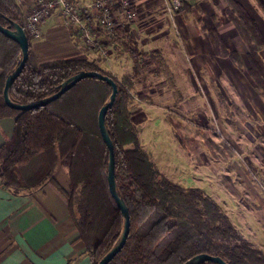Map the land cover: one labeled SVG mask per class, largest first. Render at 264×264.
I'll use <instances>...</instances> for the list:
<instances>
[{
	"label": "trees",
	"instance_id": "obj_1",
	"mask_svg": "<svg viewBox=\"0 0 264 264\" xmlns=\"http://www.w3.org/2000/svg\"><path fill=\"white\" fill-rule=\"evenodd\" d=\"M223 1L227 17L249 51L248 73L264 96V62L260 54L264 36L241 4ZM182 2L183 10H190L189 0ZM258 2L264 11V0ZM198 21L201 23L203 17ZM13 23L25 27L19 6L15 0H0V24L10 27ZM219 27L218 22L208 35L214 54L238 65L239 56L228 48ZM29 40V59L10 90L14 102L30 104L47 98L82 71L109 76L118 85L106 126L115 146L117 189L129 208L131 226L125 247L109 264H184L199 254L218 256L228 264H264V252L239 234L213 199L201 189L172 182L156 168L141 147L131 110L130 77L121 82L106 71L101 65L107 60L98 52L92 60L79 57L39 63ZM120 45L125 52L132 49L136 53L137 44L131 37ZM21 59L19 45L0 32V119L15 118L11 140L0 147V182L17 193L29 192L53 181L56 169L64 168L70 177L66 197L80 239L92 263L98 264L118 242L124 224L109 191V155L98 125L99 112L109 101L112 89L98 79H84L48 106L17 111L6 106L3 91L7 77ZM152 61L155 56H150L148 64Z\"/></svg>",
	"mask_w": 264,
	"mask_h": 264
},
{
	"label": "rangeland",
	"instance_id": "obj_2",
	"mask_svg": "<svg viewBox=\"0 0 264 264\" xmlns=\"http://www.w3.org/2000/svg\"><path fill=\"white\" fill-rule=\"evenodd\" d=\"M171 1L148 2L144 9L148 16L157 9L165 17L151 22L159 26L154 33L140 35L153 42L144 47L140 39V50L131 49L127 55L136 62V72L126 64L116 67L110 57L101 66L121 82L131 78L127 83H132L131 110L141 147L156 168L182 187L201 189L239 234L264 252V96L248 73L249 51L227 17L223 0H189L190 10L173 15L167 10ZM235 1L264 36L258 0ZM141 16L146 30L148 16ZM183 21L194 29L184 28ZM218 22L223 40L239 56L238 65L213 55L209 43L188 44L196 40V28L202 32L197 38L209 41ZM179 54L185 56L181 65ZM260 54L264 62V49ZM150 56L155 61L148 64Z\"/></svg>",
	"mask_w": 264,
	"mask_h": 264
},
{
	"label": "crops",
	"instance_id": "obj_3",
	"mask_svg": "<svg viewBox=\"0 0 264 264\" xmlns=\"http://www.w3.org/2000/svg\"><path fill=\"white\" fill-rule=\"evenodd\" d=\"M138 1L144 12H139L138 20L130 27L119 30L115 42L111 41L105 46L109 53V62L116 67L119 64L136 66V62L134 64L131 58L127 57L130 50L125 52L124 46L120 43L131 37L139 50L141 44L146 47L153 42V39L147 38L145 42L146 38L140 35L144 34V31L146 34L154 33L159 26L151 22L161 21L165 17L161 10L156 9L150 16L144 10L148 2L153 3L158 0ZM141 15L148 16L145 19H148L150 28L145 30L142 25L144 19L140 20ZM182 26L186 29L192 28L190 21L187 23L183 21ZM41 29L42 37L31 40L39 63L79 57L92 60L96 57L95 52L85 46L81 34L70 28L62 14L55 12L43 22ZM195 30L196 40L188 41V44L190 45L192 41L195 46L199 43H209L212 54L215 55L210 39L199 40L202 32L199 28ZM97 36L101 37L105 45L108 43L99 33ZM140 39H142L141 44ZM184 58L185 56L179 54L177 59L180 65ZM14 129L15 118L0 119V147L11 140ZM53 179L32 191L19 193L0 182V264H93L86 244L80 239L66 197L69 193L70 177L60 166L56 169Z\"/></svg>",
	"mask_w": 264,
	"mask_h": 264
},
{
	"label": "built area",
	"instance_id": "obj_4",
	"mask_svg": "<svg viewBox=\"0 0 264 264\" xmlns=\"http://www.w3.org/2000/svg\"><path fill=\"white\" fill-rule=\"evenodd\" d=\"M24 18V29L31 40L42 37L43 22L55 12L62 14L70 28L81 34L85 46L108 59L100 33L108 42L117 39L122 28L138 20L137 0H15ZM168 12L183 10L181 0H172ZM97 32V33H96Z\"/></svg>",
	"mask_w": 264,
	"mask_h": 264
},
{
	"label": "water",
	"instance_id": "obj_5",
	"mask_svg": "<svg viewBox=\"0 0 264 264\" xmlns=\"http://www.w3.org/2000/svg\"><path fill=\"white\" fill-rule=\"evenodd\" d=\"M0 32L4 36H6L8 39L17 43L22 52L21 62L19 66L7 77L5 88L3 91L4 103L9 108L17 110V111H21V112H28V111H32V110H36V109L48 106L51 103L57 101L59 98H61L64 94H66L68 91H70L79 82H81L84 79H98L108 84L112 89V93H111L109 101L101 108L99 112L98 125H99L100 133L104 140V143L107 146L108 155H109L108 175H107L109 191L113 199L115 200L118 208L121 211L124 224H123V230H122V233H121V236L118 242L110 250V252L98 263V264H109L125 247L127 239L130 234V226H131L129 208L126 202L124 201V199L119 195V192L117 189V181H116V175H115V168H116L115 146L110 136V133L108 131V128L106 126L107 113L114 106L117 95L119 93L118 85L115 82V80L109 76H106V75H103L101 73L94 72V71H82L70 77L68 80L62 83L61 86L59 87V90L55 94L47 98H44L42 100L32 102L30 104H18L11 99L10 90L13 84L15 83V81L18 79V77L23 72L25 65L29 59L30 40H29V37L24 27H22L21 25L17 23H13L12 26L10 27H4L0 24ZM206 262H213L217 264H228L222 258L218 256H211L208 254L196 255L193 258L189 259L184 264H203Z\"/></svg>",
	"mask_w": 264,
	"mask_h": 264
}]
</instances>
